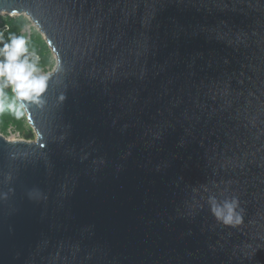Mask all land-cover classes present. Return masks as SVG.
<instances>
[{"label": "water", "instance_id": "1", "mask_svg": "<svg viewBox=\"0 0 264 264\" xmlns=\"http://www.w3.org/2000/svg\"><path fill=\"white\" fill-rule=\"evenodd\" d=\"M1 14L59 70L25 112L36 138L0 134V264H264V0ZM233 198L225 225L211 208Z\"/></svg>", "mask_w": 264, "mask_h": 264}, {"label": "clouds", "instance_id": "2", "mask_svg": "<svg viewBox=\"0 0 264 264\" xmlns=\"http://www.w3.org/2000/svg\"><path fill=\"white\" fill-rule=\"evenodd\" d=\"M0 57V113L7 108L20 119L32 105L42 103L48 81L59 70V63L50 71H43L39 66V55L29 50L22 35H11L0 47ZM5 89L10 90V97L4 93ZM238 204V199L233 198L231 202L213 206L211 211L225 225L238 224L242 219L235 211Z\"/></svg>", "mask_w": 264, "mask_h": 264}, {"label": "trees", "instance_id": "3", "mask_svg": "<svg viewBox=\"0 0 264 264\" xmlns=\"http://www.w3.org/2000/svg\"><path fill=\"white\" fill-rule=\"evenodd\" d=\"M4 22H6L9 25V31L4 36L0 37V47L3 46L4 42L8 41L11 35H18V36L22 35L21 31L23 27L28 23L27 19H25L23 16L6 18ZM33 36L34 35H31V39L27 41V47L29 48L30 51H35L41 56L42 59L39 62V66L43 71L47 72L49 71L47 68H49L50 62L48 59H44V57L41 55V49L38 45H36L33 42L32 39ZM34 37H36L38 40L42 42L40 36L37 35ZM42 44H44V42ZM0 59H2V57H0ZM4 93L6 94L7 97L11 96V92L8 89H5ZM24 124L25 121L23 117L20 119H16L13 113L8 111L7 108H5V111L3 113H0V134L3 136L8 135V128L11 127L14 129L15 132L21 133L24 139L32 140L34 136L30 129H28V131L24 130Z\"/></svg>", "mask_w": 264, "mask_h": 264}, {"label": "rangeland", "instance_id": "4", "mask_svg": "<svg viewBox=\"0 0 264 264\" xmlns=\"http://www.w3.org/2000/svg\"><path fill=\"white\" fill-rule=\"evenodd\" d=\"M7 14H1L0 15V18H4L6 17ZM15 17V16H14ZM24 17V16H23ZM25 19H27L26 17H24ZM28 21V24H30V26L32 27V32H33V35L34 36H40L42 42L40 40H38L36 37L33 36V42L38 45L41 49V55L44 57V59H48L49 60V68L48 70L50 71L55 65H56V57L53 56V52H52V49L49 48L46 43H45V39L43 38V36L41 35L40 31L38 30L37 26L35 24H33L31 21ZM34 26H33V25ZM44 42V44H42ZM46 47V48H45ZM46 72V71H45ZM23 119L25 121V124H24V130L25 131H28V129L31 130L34 138L31 140L33 141L35 138H36V133L32 130L31 126L28 124V121L26 119V113H24V116H23ZM18 132H11V134H8L7 136H5V138L9 139V140H14V139H19V140H23L25 141L26 139L23 138L22 134L21 133H18V136L16 135Z\"/></svg>", "mask_w": 264, "mask_h": 264}, {"label": "built area", "instance_id": "5", "mask_svg": "<svg viewBox=\"0 0 264 264\" xmlns=\"http://www.w3.org/2000/svg\"><path fill=\"white\" fill-rule=\"evenodd\" d=\"M14 16H9V15H7L6 17H4V18H0V37L1 36H4L8 31H9V25L6 23V22H4V20L6 19V18H13ZM15 17H17V16H15ZM30 21V20H29ZM33 25V24H32ZM34 26V25H33ZM21 34L22 35H24L25 36V38H26V40L28 41V40H30L31 39V35H33V32H32V27L30 26V24H26L24 27H23V29H22V31H21ZM37 53V52H36ZM38 54V53H37ZM39 55V54H38ZM39 58H40V61H41V56L39 55ZM39 61V62H40ZM48 69V68H47ZM14 131V129L13 128H11V127H9L8 128V134H11V132H13ZM15 132V131H14ZM17 136H18V133L16 134Z\"/></svg>", "mask_w": 264, "mask_h": 264}, {"label": "bare ground", "instance_id": "6", "mask_svg": "<svg viewBox=\"0 0 264 264\" xmlns=\"http://www.w3.org/2000/svg\"><path fill=\"white\" fill-rule=\"evenodd\" d=\"M43 36H44V34H43Z\"/></svg>", "mask_w": 264, "mask_h": 264}]
</instances>
